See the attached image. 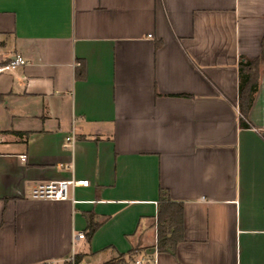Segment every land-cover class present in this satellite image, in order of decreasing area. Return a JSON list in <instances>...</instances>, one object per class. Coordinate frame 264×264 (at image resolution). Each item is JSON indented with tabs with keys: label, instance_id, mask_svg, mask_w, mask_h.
Segmentation results:
<instances>
[{
	"label": "crops",
	"instance_id": "obj_1",
	"mask_svg": "<svg viewBox=\"0 0 264 264\" xmlns=\"http://www.w3.org/2000/svg\"><path fill=\"white\" fill-rule=\"evenodd\" d=\"M263 37L264 0H0V61L28 60L0 73V264H264V61L239 108ZM62 179L90 182L30 197Z\"/></svg>",
	"mask_w": 264,
	"mask_h": 264
},
{
	"label": "trees",
	"instance_id": "obj_2",
	"mask_svg": "<svg viewBox=\"0 0 264 264\" xmlns=\"http://www.w3.org/2000/svg\"><path fill=\"white\" fill-rule=\"evenodd\" d=\"M264 61V37L262 43V52L259 57L249 59L242 57L239 64L240 71V102L239 108L241 112L240 124L242 127H249L247 121L249 110L253 104L255 93L259 88V66ZM3 98L0 95V100ZM182 209L173 201L166 191L161 192L159 200V211H158V241L157 246L159 251H174L179 239L180 233V220H181ZM99 223L91 219L89 225L88 235L91 238L96 231ZM130 257L132 259L134 252L131 251ZM128 259L125 255H120L118 258H113L106 261L103 264H124ZM81 261V256L76 255L73 261H69L67 264H78Z\"/></svg>",
	"mask_w": 264,
	"mask_h": 264
},
{
	"label": "built area",
	"instance_id": "obj_3",
	"mask_svg": "<svg viewBox=\"0 0 264 264\" xmlns=\"http://www.w3.org/2000/svg\"><path fill=\"white\" fill-rule=\"evenodd\" d=\"M28 60L20 55L16 54L11 57L8 61H0V73L7 70H14L19 66L26 65ZM72 137H68V140H72ZM88 179H62V180H52L47 182H39L30 188V197L33 199L41 200H63L71 197V191L77 186H88ZM78 237H85L83 232L78 234ZM74 263V259L72 260ZM146 259H138L137 264L145 262Z\"/></svg>",
	"mask_w": 264,
	"mask_h": 264
},
{
	"label": "rangeland",
	"instance_id": "obj_4",
	"mask_svg": "<svg viewBox=\"0 0 264 264\" xmlns=\"http://www.w3.org/2000/svg\"><path fill=\"white\" fill-rule=\"evenodd\" d=\"M117 258H118V257H117ZM135 260H136V259H135ZM135 260L133 261V260H130V259H129V260H127V262L124 263V264H136V263H135ZM67 263H68V262H67ZM67 263H66V264H67Z\"/></svg>",
	"mask_w": 264,
	"mask_h": 264
},
{
	"label": "water",
	"instance_id": "obj_5",
	"mask_svg": "<svg viewBox=\"0 0 264 264\" xmlns=\"http://www.w3.org/2000/svg\"><path fill=\"white\" fill-rule=\"evenodd\" d=\"M153 251H155V248H153Z\"/></svg>",
	"mask_w": 264,
	"mask_h": 264
}]
</instances>
